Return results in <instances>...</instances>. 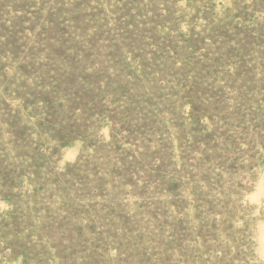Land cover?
<instances>
[{
	"label": "rangeland",
	"instance_id": "obj_1",
	"mask_svg": "<svg viewBox=\"0 0 264 264\" xmlns=\"http://www.w3.org/2000/svg\"><path fill=\"white\" fill-rule=\"evenodd\" d=\"M0 264H264V0H0Z\"/></svg>",
	"mask_w": 264,
	"mask_h": 264
}]
</instances>
